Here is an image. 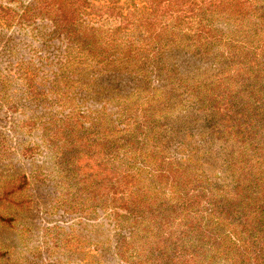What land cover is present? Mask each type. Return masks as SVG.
Wrapping results in <instances>:
<instances>
[{
	"label": "trees",
	"instance_id": "obj_1",
	"mask_svg": "<svg viewBox=\"0 0 264 264\" xmlns=\"http://www.w3.org/2000/svg\"><path fill=\"white\" fill-rule=\"evenodd\" d=\"M36 21L61 42L47 89L59 95L60 124L89 117L92 138L71 135L63 152L76 153L93 211L115 229L118 264H264V0L0 4V25ZM86 102L95 108L76 114ZM192 121L207 142H233L223 176L211 178L194 147L172 152L191 145ZM12 178L0 186V225L27 202L16 195L28 175Z\"/></svg>",
	"mask_w": 264,
	"mask_h": 264
},
{
	"label": "rangeland",
	"instance_id": "obj_2",
	"mask_svg": "<svg viewBox=\"0 0 264 264\" xmlns=\"http://www.w3.org/2000/svg\"><path fill=\"white\" fill-rule=\"evenodd\" d=\"M30 1L0 0V4L21 11ZM49 31L45 21L29 26L0 25V186H10L9 180L17 172L29 179L16 195L27 201L12 209L16 220L0 225V250L4 251L0 264H118L111 254L115 229L104 212L93 211L87 184L70 163L76 153L63 152L64 145L70 146L69 136L92 135L89 117L82 126L69 124V128L58 120L63 106L57 100L59 95L47 89L55 77L61 42L51 38ZM182 59L183 66H193L191 59ZM30 72L43 90L40 97L33 98L27 87L25 77ZM73 104L67 103L65 112L72 113ZM95 106L86 102L75 113L80 108L88 115ZM203 127L201 121L193 122L191 137L186 140L191 145L179 152L174 142L172 152L186 153L194 147L205 155L201 161L206 173L211 178L223 176L233 142L225 138L207 142L201 134ZM85 152L90 156L87 149ZM83 161L79 163L92 164L89 158ZM83 171H88L87 166Z\"/></svg>",
	"mask_w": 264,
	"mask_h": 264
}]
</instances>
